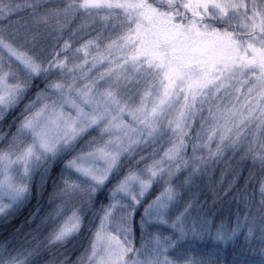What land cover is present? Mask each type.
<instances>
[{
  "label": "snow or ice",
  "instance_id": "6c2138e0",
  "mask_svg": "<svg viewBox=\"0 0 264 264\" xmlns=\"http://www.w3.org/2000/svg\"><path fill=\"white\" fill-rule=\"evenodd\" d=\"M13 113L0 264H264V0H0Z\"/></svg>",
  "mask_w": 264,
  "mask_h": 264
},
{
  "label": "trees",
  "instance_id": "16d2710c",
  "mask_svg": "<svg viewBox=\"0 0 264 264\" xmlns=\"http://www.w3.org/2000/svg\"><path fill=\"white\" fill-rule=\"evenodd\" d=\"M18 111V110H17ZM17 113H13L11 116L7 118V120L4 122L3 126H0V131H6V124L11 122L13 116H15ZM221 176V173L218 170L214 173V176L212 177L215 180H219ZM36 201L33 200L30 205H28L26 208L23 209V211L17 215H15L14 219L9 225H4L2 222H0V232H3L5 235L10 233L15 227L20 225L25 218L29 215L30 212L35 210ZM142 211V209H141Z\"/></svg>",
  "mask_w": 264,
  "mask_h": 264
},
{
  "label": "rangeland",
  "instance_id": "374dc122",
  "mask_svg": "<svg viewBox=\"0 0 264 264\" xmlns=\"http://www.w3.org/2000/svg\"><path fill=\"white\" fill-rule=\"evenodd\" d=\"M137 246H139V245L137 244Z\"/></svg>",
  "mask_w": 264,
  "mask_h": 264
}]
</instances>
